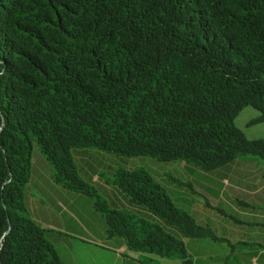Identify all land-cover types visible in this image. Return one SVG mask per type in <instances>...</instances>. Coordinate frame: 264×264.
I'll return each mask as SVG.
<instances>
[{
	"label": "trees",
	"instance_id": "obj_1",
	"mask_svg": "<svg viewBox=\"0 0 264 264\" xmlns=\"http://www.w3.org/2000/svg\"><path fill=\"white\" fill-rule=\"evenodd\" d=\"M247 106L264 122V0H0V264H66L28 207L35 146L110 237L199 264L189 240L228 241L210 223L144 167L114 169L108 190L77 158L96 149L206 173L264 159V138L236 125Z\"/></svg>",
	"mask_w": 264,
	"mask_h": 264
},
{
	"label": "rangeland",
	"instance_id": "obj_2",
	"mask_svg": "<svg viewBox=\"0 0 264 264\" xmlns=\"http://www.w3.org/2000/svg\"><path fill=\"white\" fill-rule=\"evenodd\" d=\"M258 115L259 111L257 109L252 106H247L236 118V125L252 139L264 138V122L252 123ZM34 162H38V167L42 164L51 166L38 146H35L34 149ZM77 162H79L78 164L81 173L85 177H88L86 174H89L88 171L98 170L96 179H99L98 183L100 184V181L102 180L105 185H107L106 182L112 181L113 171L116 168L144 167L167 188L169 193L173 195L172 197H181L184 199L180 204L183 208L192 212L196 216L199 210H202L203 212L205 211V214L200 216V218H204L202 219V223H210L212 227L214 226L213 228L217 234H220L221 231L219 230L222 229V225L225 223H231L236 226L234 227L235 231L232 232V239H241L242 235H244L243 237L249 243L255 242L258 245H264V218H262L261 215H255L256 213L246 214L244 211H247L248 209L240 206L238 201L245 199L248 195V198L252 197L257 201H260L257 196L264 192V184H260L261 178L259 177L260 174L264 173V159L260 157L252 155L241 157L235 161V163H231L213 173L203 172L195 166L187 164L181 160L160 162L151 157H126L96 149H87L86 151L80 152ZM80 162L83 163L80 165ZM46 174H50L53 177V169L52 171L48 170ZM222 178L225 179L224 183ZM174 179L192 184L196 189V193H193L188 187L180 184V182H177ZM29 189L30 192L34 194L35 200L37 199L39 202L41 201V204L43 203L42 205L35 203L34 208L32 205L31 208H29L31 215L33 214L32 217L35 220H38L37 216L34 215L35 208L38 209L41 207L45 210L51 209L49 212H55L57 214L60 212L52 205L50 199L42 194L38 188L32 186ZM222 190L225 192L224 195L220 194ZM100 191L102 195L111 200V194L109 195L103 190ZM83 198L85 199H76L75 206L81 211L83 209L84 212L76 213V209L72 206L70 209L67 208L66 211L60 214V219L63 222L62 228L55 226L53 229L49 227L47 223L38 220L45 228L52 229L49 238L55 244L62 260H66L69 264H77V257L74 251H72L64 241L69 240L74 243L79 240L87 241L84 237L87 235L93 236L92 232L90 234H82L77 230L76 232L78 234H72L70 232V230L75 229L72 225L76 219L80 218L86 223L89 221V224L91 222V208L88 203V200L90 199L88 197ZM258 208L259 207L256 208L257 211ZM249 212H251V209H249ZM221 234L223 233L221 232ZM81 235L84 236L82 237ZM54 236L58 239L53 240ZM224 244H227V242L218 245ZM220 251H222V249H220ZM262 257L263 260L264 254ZM128 264L134 263L128 262Z\"/></svg>",
	"mask_w": 264,
	"mask_h": 264
},
{
	"label": "crops",
	"instance_id": "obj_3",
	"mask_svg": "<svg viewBox=\"0 0 264 264\" xmlns=\"http://www.w3.org/2000/svg\"><path fill=\"white\" fill-rule=\"evenodd\" d=\"M82 163L80 162V165ZM40 167H38V162H34L32 179L27 191L28 207L31 208L32 205L34 208L35 203L40 205L43 204H41V201L39 202L37 199L35 200L34 194L30 192L29 188L33 186L38 188L42 194L47 196L50 199L52 205L57 208L60 212L57 214L55 212H49V210L51 209L45 210L41 207L38 209L35 208L34 210L36 214L34 213V215L37 216L38 220L47 223L49 227L53 229L55 226L62 228L63 222L60 219V214L66 211L67 208L70 209L72 206L74 207V209H76V213L84 212L83 209L81 211L77 208V206H75V200L85 199L83 197H88L90 199L88 200V203L90 204L91 208L90 224L89 221L88 223H86L80 218L76 219L74 224L72 225L75 229L70 230V232L72 234L77 233L76 230L78 232H81L82 234H90L92 232L94 237L91 235H87L86 237H84L87 239V241L79 240L75 241V243L72 241L70 242L69 240L64 241L67 243L70 249L74 251L77 257V264H128V262H133L134 264H183V260L180 257H162L148 252L134 251L127 246L123 238L109 237L106 219L100 212H98L94 208L92 198L81 193L70 191L57 184L54 181L52 175L46 174L48 170L52 171L51 166H47V164H42ZM88 172L89 174L85 171L87 176L99 182V179H96L98 170ZM222 180L224 183L225 179L223 178ZM100 182L106 189H110V186L103 184L104 182L102 180ZM224 193V190H222L220 194L224 195ZM258 195H261L260 197L257 196L260 201H257L252 197L248 198L249 195L245 197V200L248 204H250V206L253 207L254 205V210L251 209V212H249L248 209V212H244H246V214L256 213L255 215H261V217L264 218V192ZM173 198L175 199L178 205H180L182 203V200H184L181 197ZM257 207H259L258 211L256 210ZM204 214L205 211L203 212L202 210H199L197 216L195 215L201 223L203 222L202 219L204 218H200V216H203ZM38 220L36 221L41 224V222ZM234 227L236 226L232 225L231 223H225L221 226V230L218 229L223 233L221 234L220 232L221 235H219L224 237L228 241L222 242L197 239L188 241L191 245V252L195 259L199 262V264H264V259L263 261H261L262 255L264 254V245H258L255 242L249 243L243 237L244 235H242L241 239H232V232L235 231ZM46 229L49 231V236L52 229ZM81 236L83 237L84 235ZM54 239L57 240L58 238L54 236L53 240ZM224 242H227V244L218 245ZM251 247L260 248L258 255L255 254L256 251L252 250ZM220 249H222V251H220ZM64 262L67 263L66 260H64Z\"/></svg>",
	"mask_w": 264,
	"mask_h": 264
}]
</instances>
